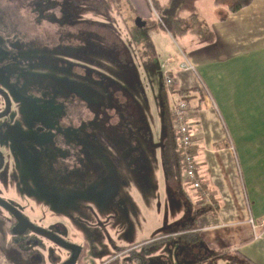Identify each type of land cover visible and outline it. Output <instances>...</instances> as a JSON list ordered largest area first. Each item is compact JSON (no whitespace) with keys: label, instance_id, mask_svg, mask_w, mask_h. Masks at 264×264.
<instances>
[{"label":"rangeland","instance_id":"obj_1","mask_svg":"<svg viewBox=\"0 0 264 264\" xmlns=\"http://www.w3.org/2000/svg\"><path fill=\"white\" fill-rule=\"evenodd\" d=\"M154 1L147 0L143 12L133 0H115L113 30L104 11L82 0H0V38L5 33L4 39L11 38L26 48L34 65L41 56L52 69L53 62L62 58L64 97L75 93L79 102V127L73 136L65 130L61 138L69 162L64 160L59 166L56 142L60 138L48 136L49 155L33 165V170L57 167L53 175L44 172L49 178L40 185L37 196L45 192L46 228L56 229L63 239L79 247L76 264H100L118 247L144 253V245L185 225L194 209L187 195L191 188L168 176L160 149L162 131L172 121L160 101L164 76L155 71L161 52L167 53L169 48L161 44L168 31L160 24ZM160 1L161 5L168 2ZM138 19L146 26H137ZM172 39L181 46L179 34ZM25 90L28 86L16 91ZM8 138L5 151L10 149L6 154L11 172L18 162L24 163L23 138L15 130ZM77 138L76 143L72 141ZM68 144L73 147L71 153ZM20 169L24 172V164ZM56 179L58 183L53 184ZM12 191L7 185L0 189L5 197ZM56 192L58 198H54ZM38 200L30 198L33 208L28 207L29 212L41 211L34 204ZM10 223L12 218L0 208V264H56L68 257L65 248L39 235L27 238L26 247L35 243L34 252L11 253ZM170 241H176V256L181 255L185 264H230L226 257L197 262L199 252L181 234ZM182 246L193 251L179 253ZM158 247L147 249L164 250Z\"/></svg>","mask_w":264,"mask_h":264},{"label":"crops","instance_id":"obj_2","mask_svg":"<svg viewBox=\"0 0 264 264\" xmlns=\"http://www.w3.org/2000/svg\"><path fill=\"white\" fill-rule=\"evenodd\" d=\"M133 1L146 12L147 0ZM196 12L215 40L203 43L190 30L180 35L179 46L165 33L161 44L169 49L155 70L175 75V87L167 89L169 114L188 92L199 174L212 194L205 205L190 187V204L208 210L197 220L193 242L184 238L202 259H209V250H223L234 264H264V0L236 13L215 0H199ZM161 138L163 157L170 127Z\"/></svg>","mask_w":264,"mask_h":264},{"label":"flooded vegetation","instance_id":"obj_3","mask_svg":"<svg viewBox=\"0 0 264 264\" xmlns=\"http://www.w3.org/2000/svg\"><path fill=\"white\" fill-rule=\"evenodd\" d=\"M4 35L5 33L1 34L3 41L0 43V189H2V186L7 185L13 191L7 197L0 193V198L10 204L25 219V221H21L16 214L0 204V208L5 210L13 220V224L10 223L12 234L11 253L13 251L23 254L34 252L35 243L31 242L30 249L26 247L27 238L31 235H39L41 238L65 248L54 239L28 227L30 223L34 227L46 229L62 238L56 229L51 230L44 225L45 192L41 191V199L37 196V190L41 189L40 185L49 178L45 176L44 172L50 171L53 175L57 167L56 165L41 166V169L33 170V165L36 160H42L49 155L48 136L60 138L56 142L59 166H62L64 160L69 162V157L64 156V143L61 138L65 130L71 131L73 136V133L78 129L79 102L74 96L75 93L73 96L64 97L62 58L53 62L54 68L52 69L48 67L49 62L43 60L41 56L38 58L39 64L34 65L32 59L27 57L26 48L11 41V38L4 39ZM44 75L55 78L54 80L48 79ZM24 86H28V90L16 91ZM88 122L90 123L91 120H88ZM58 128H62V130H54ZM12 130L20 132L23 138L21 149L24 154V163L18 162L14 169L9 172L7 164L10 162L6 153L10 152V149L6 148L7 152L5 151V143L10 142L8 137ZM6 135L7 141H5ZM78 140L79 138L72 141L76 143ZM69 147L71 153L73 147L68 144L67 148ZM71 159L74 161L73 157ZM23 164L24 172L20 169ZM38 171H42V173L37 175L35 172ZM34 175H36L35 180ZM50 178L54 181V176ZM57 181L59 179H56L53 184L58 183ZM6 182L7 184H5ZM54 196V198H58V192ZM33 197L39 199L34 204H38L37 206L41 208V211H36V213L28 211V207L33 208L31 203H28L30 198ZM22 222L24 228H21ZM57 222L58 220L53 223L56 227ZM172 237L171 234L159 235L157 239L155 238L154 241H150L142 247L145 248L144 253H140L138 248L118 247L112 256L103 257L100 264H148L149 261H151V264H158V262L160 264H185V259H181L180 254L178 258L176 256V241H170ZM165 239H168V241H163ZM155 244L159 246L158 249L164 248V250L157 252L156 249L149 252L147 247ZM65 249L69 252L68 257L56 264H65L71 259L72 250ZM189 249V247L182 246L179 248V253L181 251L190 252ZM201 260L200 256L196 257L197 262ZM229 261L230 264H234L231 258H229Z\"/></svg>","mask_w":264,"mask_h":264},{"label":"trees","instance_id":"obj_4","mask_svg":"<svg viewBox=\"0 0 264 264\" xmlns=\"http://www.w3.org/2000/svg\"><path fill=\"white\" fill-rule=\"evenodd\" d=\"M85 3L92 4L97 10L104 11L108 18L111 20L110 28H113L112 23L114 18L112 17V11L116 6L115 0H83ZM154 1V0H153ZM199 0H168L167 4L161 5L158 1H154V7L157 8V12L160 18V24L172 35L183 34L187 31H193L199 35V39L203 43H212L215 40V34L212 29L208 27H202L199 24V18L197 15V2ZM254 0H215L217 6H224L228 8L229 12L236 13L244 9L245 7L251 5ZM153 46V45H152ZM163 90L161 95V101L163 105V110L168 116L171 117V112L169 114V97L167 95V87L165 82L163 83ZM166 88V90H165ZM170 90V89H168ZM186 94L188 92H183V98L187 99ZM172 106V105H171ZM171 109V108H170ZM171 111V110H170ZM172 119V117H171ZM170 136L166 149L163 153L164 168L169 177L175 178L179 185L182 184L184 162L180 149L177 145L176 140V130L172 124L169 123ZM206 205V204H205ZM208 208L202 206L200 208H194L191 210V218H189L185 225H183L178 231L174 232L175 236L182 235L184 237H189L192 241L193 237L198 234V223L197 220L201 214L206 212ZM221 259L227 257V254L223 250L211 253L209 258Z\"/></svg>","mask_w":264,"mask_h":264},{"label":"built area","instance_id":"obj_5","mask_svg":"<svg viewBox=\"0 0 264 264\" xmlns=\"http://www.w3.org/2000/svg\"><path fill=\"white\" fill-rule=\"evenodd\" d=\"M175 80L173 73H165L164 82L168 89L175 87ZM170 110L176 130L177 145L182 153L184 162L182 183L196 191H200L205 204L210 203L212 194L209 190L203 189V181L199 174V162L195 155V140L190 104L185 98H180L173 102Z\"/></svg>","mask_w":264,"mask_h":264},{"label":"water","instance_id":"obj_6","mask_svg":"<svg viewBox=\"0 0 264 264\" xmlns=\"http://www.w3.org/2000/svg\"><path fill=\"white\" fill-rule=\"evenodd\" d=\"M137 26L139 27H144L146 26V22H143L142 19H138L137 20ZM1 166V165H0ZM0 204L3 205L5 208L9 209L12 213L16 214L17 217L21 220V221H25V219L21 216V214L16 211L10 204L6 203L4 200H2L0 198ZM23 222L21 223V228H24L23 227ZM27 224V222H26ZM28 227L47 236V237H50L52 239H54L55 241H57L59 244H61L62 246H64L65 248H68V249H71L72 250V257L71 259L65 263V264H75L76 261H77V258H78V255H79V252H80V249L77 245H74V244H71L69 242H67L66 240H63L62 238L56 236L55 234H53L51 231H48L46 229H43V228H39V227H34L32 224H28Z\"/></svg>","mask_w":264,"mask_h":264}]
</instances>
